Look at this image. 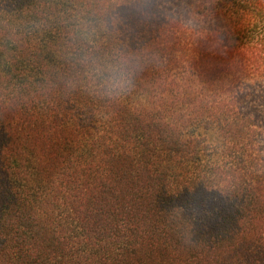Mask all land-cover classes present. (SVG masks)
<instances>
[{
	"label": "trees",
	"instance_id": "trees-1",
	"mask_svg": "<svg viewBox=\"0 0 264 264\" xmlns=\"http://www.w3.org/2000/svg\"><path fill=\"white\" fill-rule=\"evenodd\" d=\"M0 264H264V0H0Z\"/></svg>",
	"mask_w": 264,
	"mask_h": 264
},
{
	"label": "clouds",
	"instance_id": "clouds-1",
	"mask_svg": "<svg viewBox=\"0 0 264 264\" xmlns=\"http://www.w3.org/2000/svg\"><path fill=\"white\" fill-rule=\"evenodd\" d=\"M108 73L107 78L104 80V87L110 91H120L127 83L123 69L119 64H112L105 68Z\"/></svg>",
	"mask_w": 264,
	"mask_h": 264
}]
</instances>
